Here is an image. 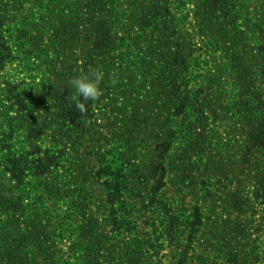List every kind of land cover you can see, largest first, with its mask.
Returning <instances> with one entry per match:
<instances>
[{
    "label": "rangeland",
    "instance_id": "obj_1",
    "mask_svg": "<svg viewBox=\"0 0 264 264\" xmlns=\"http://www.w3.org/2000/svg\"><path fill=\"white\" fill-rule=\"evenodd\" d=\"M0 264H264V0H0Z\"/></svg>",
    "mask_w": 264,
    "mask_h": 264
},
{
    "label": "clouds",
    "instance_id": "obj_2",
    "mask_svg": "<svg viewBox=\"0 0 264 264\" xmlns=\"http://www.w3.org/2000/svg\"><path fill=\"white\" fill-rule=\"evenodd\" d=\"M81 90L85 93V97H87L89 94L91 95V97H95L98 95V88L93 82L89 84L81 83Z\"/></svg>",
    "mask_w": 264,
    "mask_h": 264
},
{
    "label": "trees",
    "instance_id": "obj_3",
    "mask_svg": "<svg viewBox=\"0 0 264 264\" xmlns=\"http://www.w3.org/2000/svg\"><path fill=\"white\" fill-rule=\"evenodd\" d=\"M113 191H114V190H113ZM111 196H112V197L115 196L114 192H113V194H111Z\"/></svg>",
    "mask_w": 264,
    "mask_h": 264
}]
</instances>
